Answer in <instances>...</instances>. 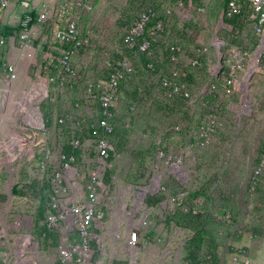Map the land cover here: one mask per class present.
<instances>
[{
    "label": "rangeland",
    "instance_id": "1",
    "mask_svg": "<svg viewBox=\"0 0 264 264\" xmlns=\"http://www.w3.org/2000/svg\"><path fill=\"white\" fill-rule=\"evenodd\" d=\"M46 2L51 3L52 0H7L6 6L0 5V39L4 40V44L0 45L1 73L3 60L10 48L19 47L18 35L27 25H36L37 13ZM91 2L92 10L83 13L79 21V34H89L90 44L73 58L74 67L82 78L74 88L52 84L49 96L40 104V111L52 117L53 122L48 125V142L53 152L62 142L54 129L57 116L74 109L84 116L89 107L95 109V104L85 97L87 83H98L104 79L101 54L110 47H119L128 23L139 9L135 0ZM225 7L226 0H184L182 8H177L171 16L166 17V31L158 40L160 44L181 43L183 51L180 60L199 95L194 110H188L184 101H168L159 91L149 90L148 79L141 71V61L133 59L137 72L127 77L120 88V99L113 120L117 129L112 136L114 150L104 173V180L111 182L107 200L111 208L105 219L107 226L114 227L116 236L113 237V233L105 227L104 248L95 256V261L99 260L101 264H185V245L190 242L199 244V257L204 264H232L233 253L238 248L246 249L249 264H264V175L256 187L252 188L251 185L252 168L264 149V65L257 49L260 37L252 30L249 12L246 9L243 12L246 20H233L230 33L234 35L229 38V41L233 38V45L244 53L239 79L244 78L248 67L252 71L251 65L256 61L251 75L243 79L240 91L224 95L221 85L215 92L209 91L210 72L216 64L212 49L207 56L211 60L207 65L200 68L188 65L197 46L208 45L216 35L223 37ZM42 25L43 28H39L47 33V38L39 39L37 45L47 47L44 49L42 46L43 51L49 47L56 57L60 45L50 43L49 23ZM36 59V63L30 66L26 64L18 73L10 94L6 91V84L0 82V142L7 139L15 125L20 124L21 120L16 116V101L29 86V80L23 81L25 73L31 81L37 80L38 75L46 77L57 74L52 62L38 55ZM43 60L40 67L38 64ZM169 65L165 63L160 67L161 71L166 72ZM205 100L218 109L224 124V130L215 136L214 143L209 147L199 146L193 138L204 113L200 102ZM75 103L78 107H75ZM129 106H134L132 113L128 112ZM127 117H130L131 126L124 129L123 120ZM174 123L181 124L180 132L172 131L171 125ZM161 137L164 142L160 143V148L167 154L183 156V161L186 159L187 180L182 187L202 196L207 208L216 206L221 208L223 214L230 213V223L216 221L210 214L198 220H185L178 213L172 214L173 210L163 203L151 207L144 203L134 206L132 196L126 198L120 194L119 190H123L125 184L148 185L152 183L153 177H159L160 186L165 190L153 185L149 193L162 190L167 197L181 188L167 168L163 171H159L161 167L159 170L156 168L154 147ZM122 138L123 148L116 151L115 146ZM86 145L94 148L90 140ZM6 157L7 154H2L0 161V217L7 219L10 234H29L31 229L22 226L18 229L14 225L33 212L37 214L40 194L43 192L32 189L31 186L38 180L30 172V167L28 171L23 168L17 179L14 170L16 163L9 167L4 163ZM10 173L18 182L12 186L9 196ZM181 175L184 174L181 172ZM15 190H19V193ZM144 212L154 224V230H149L144 246L137 242L136 250L126 251L121 241H117L116 244L123 247L117 255L111 241L114 238L123 240L127 232V220L132 217L138 219ZM1 248L8 252L2 264H14L13 244L9 242ZM251 250L255 251L256 258L253 260L250 259ZM54 252L55 249H51L47 257H41L42 260L50 259ZM24 257L33 259L31 253H25ZM24 264H30V260Z\"/></svg>",
    "mask_w": 264,
    "mask_h": 264
},
{
    "label": "built area",
    "instance_id": "2",
    "mask_svg": "<svg viewBox=\"0 0 264 264\" xmlns=\"http://www.w3.org/2000/svg\"><path fill=\"white\" fill-rule=\"evenodd\" d=\"M135 1L141 2V0ZM171 1L152 0L142 3L122 36L120 43L124 49L113 46L101 54L102 68L107 71V75L104 81L88 82L85 95L95 104V109L89 107L84 116L75 109L57 116L54 129L62 138V142L54 152L48 142L50 131L48 125L53 122L52 117L40 111V104L49 96L52 84L74 88L82 78L74 67L73 58L78 51L85 50L90 44L89 34L84 36L79 34V21L83 13L92 10V2L91 0H52L51 3H43L40 7L36 16V25L41 26L48 22L50 43L60 45L58 56L54 57L50 49L45 56L46 61L54 64L53 68L57 74L46 77L38 75V79L31 81L28 89L24 90L22 96L17 99L16 116L21 121L20 124L15 125V129L7 139L0 142V161L2 154L5 153L7 154L5 164L11 167L16 163L14 170L17 179L23 168L28 171L30 167V172L41 186L44 182L47 183L44 189L47 200L38 226L34 223L35 212L15 223L14 226L18 229L21 226L31 229L32 232L29 234H10L7 219L0 217V264L8 254L1 247L9 242L15 248L14 264H24L27 260H30V264H101L99 260L95 261V255L103 250L104 221L106 213L111 208L108 203L111 182L104 180V173L114 150L111 135L114 131L115 109L119 101L118 85L126 75L137 72L133 59L125 54L124 50L138 48L140 51H146L149 48L148 40L139 42L149 22L154 21L150 34H158L165 29L162 17L171 16L177 8L184 5L183 0H176L174 3ZM243 1L247 3L254 16L252 30L260 37L257 49L264 65V0ZM0 5L6 6L7 0H0ZM240 12V0L227 1L224 11L226 17L238 15ZM32 27L34 26L27 25L18 35L21 47L28 46L34 41L35 30ZM223 28L230 31V26L227 24H224ZM3 44L4 40L0 39V45ZM226 46V41L216 35L208 45L201 44L195 48V55L189 60L188 65L192 68L207 65L211 61L207 56L212 49L216 64L210 72L209 91L215 92L221 85L222 94L231 95L240 91L239 88L248 70L243 79L238 78L239 72L243 70L244 53L238 46ZM166 50L169 53L170 64L166 72H162L161 68L155 70L152 64L147 65L146 78L149 82V90L159 91L168 101L180 97L186 102L188 110H194L199 95L190 82L188 70L180 60L182 45L180 42L167 44ZM115 54L121 56L115 58ZM2 73L8 84L17 77L16 69L12 64H4ZM9 89L10 86H7L6 91H10ZM200 105L204 113L193 138L199 146L209 147L214 143L215 136L224 130V124L218 109L210 105L208 100L200 102ZM75 107H78V104L75 103ZM133 111L134 106H129L128 112ZM130 126V117H127L123 120V128L128 129ZM171 129L180 132L182 126L180 123H174ZM89 140L94 143V148L86 145ZM160 143L161 140H158L154 147V156L164 158L172 172L177 177L182 176L181 164L184 157L167 154L160 148ZM66 145L70 150H65ZM263 175L264 150L259 153L252 170V188L256 187ZM156 180L160 182L159 177H153L152 183L148 185L125 184L124 189H120L119 192L126 198L132 196V204L135 206L143 203ZM17 182L10 173L7 192L9 196L12 193V186ZM160 185L157 187L165 190ZM162 203L173 211L178 210L195 217L201 218L210 214L216 221L226 223L231 221L230 213L223 214L218 209L207 208L202 196L184 188L169 193ZM138 238L137 229H129L125 249L136 250ZM51 249H55L53 256L42 260L41 257H47ZM25 253H31L33 259L25 258ZM199 264L204 262L201 261ZM232 264H249L245 248L236 249L232 256Z\"/></svg>",
    "mask_w": 264,
    "mask_h": 264
},
{
    "label": "trees",
    "instance_id": "3",
    "mask_svg": "<svg viewBox=\"0 0 264 264\" xmlns=\"http://www.w3.org/2000/svg\"><path fill=\"white\" fill-rule=\"evenodd\" d=\"M152 0H141L142 3H147V2H151ZM184 1V0H183ZM227 1L226 0V7H227ZM176 2V0H172L171 3H174ZM226 7H225V10H226ZM240 7H241V12L240 14L238 15H234L232 17H226L224 15V21H225V24L229 25L230 26V31H227V30H223L224 31V35L223 37L221 36V38H223L226 43H227V46L226 47H229V46H234L233 43H234V39L231 38V40L229 41V38L231 36H233L234 34L230 33L232 31V28H233V20H236V19H241V20H246L245 16L243 17V12L245 11V9L249 12L250 14V18L249 20L252 22L254 20V16H253V13L252 11L249 9L248 5L246 2H244L243 0H240ZM224 10V11H225ZM136 15V14H135ZM134 15V16H135ZM133 16V17H134ZM163 16V15H162ZM132 17V18H133ZM131 18V19H132ZM164 19V22H166V17H162ZM131 21V20H130ZM153 20H151L149 22V24L147 25L145 31H144V34L142 35V37L139 38V42L141 43L143 40H148L149 41V48L146 50V51H140L138 48H134L133 50H124V53L131 56L132 59L135 58L138 59L139 61H141V71H142V74L144 76H146L147 74V65L148 64H152L153 68L155 70H157L158 68H160L161 66H163L165 63H169V53L168 51L166 50V46L167 44H160L158 42L160 36L162 34L165 33L166 31V26H165V29L162 31V32H159L158 34H155V35H151L150 34V28L151 26L153 25ZM130 23V22H129ZM128 23V24H129ZM257 34V33H256ZM258 35V34H257ZM259 37V35H258ZM121 40H122V37H121ZM120 40V42H121ZM120 48H122V50L124 49L120 43ZM121 55H117L115 54L114 57L115 58H118L120 57ZM135 66V65H134ZM136 67V66H135ZM104 79L102 81L105 80V77L107 75V71L104 70ZM131 75H134V74H131ZM131 75H126L120 82H119V85H118V94H119V99H120V88L123 84V82L127 79V77L131 76ZM190 77V76H189ZM174 100H180V101H184L182 98L180 97H177L176 99ZM173 100V101H174ZM185 102V101H184ZM114 120V119H113ZM114 123V121H113ZM117 132V129H116V126H114V131L111 135V137ZM123 138L121 139V141L119 143H117V145L115 146V149L116 151H120L122 150L123 148ZM65 150L68 151L70 150L69 146L66 145L65 147ZM264 150V149H262ZM261 150V151H262ZM39 182L36 181L31 187L32 189H35V191L37 189L39 190H42V194H40V200H39V206L37 208V214L35 216V225L38 226V222L39 220L42 219L43 217V214H44V211H45V203H46V200H47V197L45 195V192H44V189L46 188L47 186V183L44 182L42 184V186L40 185L39 186ZM14 192L16 193H19V190H15ZM196 195V194H195ZM1 198H3V196H1ZM166 198V195L164 194V192L162 190H158V192L156 193H153V194H147L143 200V203L147 206V207H151V206H155L157 204H159L160 202H162L163 200H165ZM172 214L174 213H178L179 214V217L180 218H184L185 220H198L200 217H195V216H192L191 214H185V213H182L181 211H178V210H175L173 212H171ZM177 215V214H176ZM185 251H186V255H185V260H186V263L185 264H199L201 261H202V258L199 257V252H200V248H199V244H195L194 242H190V243H187L185 245ZM235 252V251H234ZM234 254V253H233ZM208 260V257L207 259H205V261L207 262ZM204 262V261H203Z\"/></svg>",
    "mask_w": 264,
    "mask_h": 264
},
{
    "label": "crops",
    "instance_id": "4",
    "mask_svg": "<svg viewBox=\"0 0 264 264\" xmlns=\"http://www.w3.org/2000/svg\"><path fill=\"white\" fill-rule=\"evenodd\" d=\"M141 4H142V2H140V3H138V8H140V6H141ZM182 8V7H181ZM177 10V9H176ZM33 26L34 27H32V28H34V30H35V37H34V40L36 39V41L34 42H32L31 44H29L28 46H23V47H21L20 45H19V47L18 48H10V50H9V53L5 56V60H3L4 62H3V65L4 64H6V63H8V64H12L14 67H15V69H16V72H17V75H18V73L19 72H21L22 71V69L24 68V66L27 64L28 66H30V64L31 63H36V57H37V55L38 56H42V59H43V57H45L46 56V53H47V50H49V47H48V49L47 50H44L43 51V48L41 49V47L43 46H40V45H37V41L39 40V39H46L47 38V33L45 32V31H43V30H40V28L39 27H42V26H40V25H35V24H33ZM43 28V27H42ZM18 44H19V42H18ZM33 44V45H32ZM44 47V46H43ZM45 48H47V47H44V49ZM52 50V49H51ZM53 51V50H52ZM53 53V52H52ZM53 54H55V53H53ZM3 59V58H2ZM40 59H41V57H40ZM215 59H216V57H215ZM45 60H43V61H40L39 62V66L40 67H42V63L44 62ZM216 63V62H215ZM3 65H2V67H3ZM2 67H1V69H2ZM26 70H27V66H26ZM1 73V72H0ZM1 75H2V77H1V81L0 82H2V83H5L6 84V87L8 86H10V91H8V93L10 94L11 93V87H12V83H13V81H11L9 84H8V82H7V80H6V78H5V76H3V73H1ZM210 76H211V73H210ZM16 79H17V77H16ZM29 80V84H30V82H31V80H30V77H29V75L28 74H26L25 73V78H23V81H28ZM148 88H149V86H148ZM208 88H209V86H208ZM207 88V89H208ZM154 94V93H153ZM221 134V133H220ZM161 142L164 140V139H162V137H161ZM164 142V141H163ZM212 148V147H211ZM156 158V168L159 170V167H161V170H159V171H163L162 169H164V168H167L168 170H169V173H171L172 174V179H175L179 184H181V188H183L182 186H183V184H184V182L187 180V173H186V171L188 172V170H187V167H188V164L186 165V159H184V161L182 162V164H181V169H182V173L184 174L182 177H177L173 172H172V170H171V168L169 167V165L167 164V162H166V160L164 159V158H158V157H155ZM258 159V158H257ZM257 161V160H256ZM256 163V162H255ZM255 165V164H254ZM254 167V166H253ZM252 170H253V168H252ZM163 175V172H162V174L160 175V176H162ZM163 178V177H162ZM161 182V181H160ZM144 185H146V184H144ZM141 186V185H140ZM154 193V192H153ZM153 193H148V194H153ZM166 199V198H165ZM164 201V200H163ZM162 201V202H163ZM162 202H160V203H162ZM164 205V204H163ZM166 206V205H165ZM211 208V207H210ZM211 209H218V210H220L221 211V208H219V207H216V206H214V208H211ZM146 212H144L141 216H140V218H138V219H136V218H130V219H128L127 220V225H126V227H127V232L124 234V238H122L123 240H118V239H113L112 241H111V243H112V245H113V248H114V252L117 254V255H119L120 254V252H119V249L120 248H123L124 247V245H125V242L128 240V231H129V229H131V228H136L137 229V231H138V233H139V238H138V242H139V244H142L143 246H144V244H145V242H146V240H147V235H148V232H149V230L150 229H152L153 228V230H154V224L152 223V219L151 218H149L148 219V216L145 214ZM107 214V213H106ZM106 218V217H105ZM107 221H106V219H105V221H104V226L106 227V229H107V227H108V232H110L111 234L113 233V237L114 236H116L115 235V231H113L114 230V227L112 226V225H110V226H107ZM105 229V230H106ZM105 230H104V236H105ZM117 241H121V243H122V246L120 247V246H118V244H116V242ZM105 244V241H104V238H103V245ZM103 248H104V246H103ZM125 248V247H124ZM136 248H137V246H136ZM126 250V249H125ZM127 251V250H126ZM254 250H251L250 251V259H255L256 257L254 256ZM98 253V252H97ZM95 256H97V254L95 255ZM252 259V260H253Z\"/></svg>",
    "mask_w": 264,
    "mask_h": 264
},
{
    "label": "bare ground",
    "instance_id": "5",
    "mask_svg": "<svg viewBox=\"0 0 264 264\" xmlns=\"http://www.w3.org/2000/svg\"><path fill=\"white\" fill-rule=\"evenodd\" d=\"M255 62H256V61H253L252 65H251V69H252V71H253V70L255 69V67H256ZM252 71L249 70V68H248L247 73L250 75V73H252ZM248 77H249V76H248ZM159 184H160L159 180H156V181H155V186L157 187Z\"/></svg>",
    "mask_w": 264,
    "mask_h": 264
},
{
    "label": "water",
    "instance_id": "6",
    "mask_svg": "<svg viewBox=\"0 0 264 264\" xmlns=\"http://www.w3.org/2000/svg\"><path fill=\"white\" fill-rule=\"evenodd\" d=\"M247 75H248V73H247ZM247 75H246V77H247ZM250 75H251V73H250ZM250 75H249V76H250Z\"/></svg>",
    "mask_w": 264,
    "mask_h": 264
}]
</instances>
